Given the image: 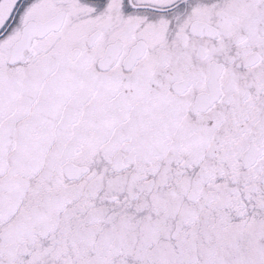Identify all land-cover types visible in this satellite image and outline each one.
<instances>
[{"label": "snow or ice", "instance_id": "obj_1", "mask_svg": "<svg viewBox=\"0 0 264 264\" xmlns=\"http://www.w3.org/2000/svg\"><path fill=\"white\" fill-rule=\"evenodd\" d=\"M0 264H264V0H0Z\"/></svg>", "mask_w": 264, "mask_h": 264}]
</instances>
